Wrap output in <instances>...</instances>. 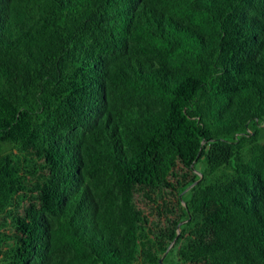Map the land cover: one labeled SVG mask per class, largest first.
I'll return each mask as SVG.
<instances>
[{
    "label": "trees",
    "instance_id": "16d2710c",
    "mask_svg": "<svg viewBox=\"0 0 264 264\" xmlns=\"http://www.w3.org/2000/svg\"><path fill=\"white\" fill-rule=\"evenodd\" d=\"M0 264H264V0H0Z\"/></svg>",
    "mask_w": 264,
    "mask_h": 264
},
{
    "label": "water",
    "instance_id": "95a60500",
    "mask_svg": "<svg viewBox=\"0 0 264 264\" xmlns=\"http://www.w3.org/2000/svg\"><path fill=\"white\" fill-rule=\"evenodd\" d=\"M162 259H160V262H161Z\"/></svg>",
    "mask_w": 264,
    "mask_h": 264
}]
</instances>
